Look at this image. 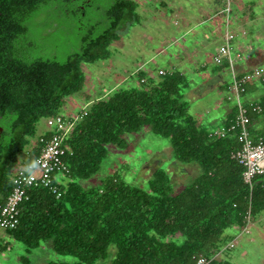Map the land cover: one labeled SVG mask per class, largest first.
Here are the masks:
<instances>
[{
  "label": "trees",
  "instance_id": "16d2710c",
  "mask_svg": "<svg viewBox=\"0 0 264 264\" xmlns=\"http://www.w3.org/2000/svg\"><path fill=\"white\" fill-rule=\"evenodd\" d=\"M91 4L82 15L84 0H0V202L12 191L9 176L35 138L37 123L59 115L65 99L82 90L80 64L107 59L117 33L138 22L130 0ZM81 17L91 22L85 34L78 33L77 51L57 59L44 49L34 50V27L54 32L62 24L75 33L71 28ZM141 87L117 90L91 103L76 122L64 142L68 174L67 183L59 187L60 197L48 188L29 191L20 206L19 225L6 232L26 253L50 241L54 254L75 262L47 264H95L108 258L110 246L116 249L110 264H191L199 257H213L224 231L242 227L248 210L251 218L264 212V175L249 188L242 181V167L230 157L238 148L236 140L210 139L197 127L183 100L186 79L170 73ZM256 104L261 112L249 113V132L254 139H264V97ZM146 127L169 141L178 163L198 167V176L183 191L174 193L163 170L153 173L147 190L118 176L87 189L76 183L99 170L106 145L124 149L123 136ZM39 140L26 161L38 156ZM177 235L179 240L165 241Z\"/></svg>",
  "mask_w": 264,
  "mask_h": 264
},
{
  "label": "rangeland",
  "instance_id": "374dc122",
  "mask_svg": "<svg viewBox=\"0 0 264 264\" xmlns=\"http://www.w3.org/2000/svg\"><path fill=\"white\" fill-rule=\"evenodd\" d=\"M130 1L135 5L138 22L125 25L117 33V39L110 42L107 48L109 52L107 59L95 63L80 64L84 76L83 88L79 93L65 99L59 113L62 117L74 118L78 115L74 113L80 111L82 105L80 102H82L83 98L89 97L97 101L98 97H102L117 83H119L118 86L113 88L109 95L117 90H141L142 87L140 85L136 83V85H132V81L135 82L134 78H132V81L128 79L130 73L136 70V66H140L138 70L145 76H150L151 74L156 76L157 74H154V71L158 70L171 71L172 68H167V65L168 63L174 64L173 61L175 59L172 55L177 46L182 47L188 44L190 47V42L194 41V37L204 38L200 35L205 36L207 40L211 38L217 41L222 40L226 32L233 33L232 30L237 29L236 25L231 23H228V25L226 22H232L233 16L238 15L240 17L241 8L245 9L248 7L247 5L253 6V12L248 14L244 34L239 36L240 41L237 42V39L234 44L241 43L242 48L239 50V53L242 57L252 60L250 62L251 65L259 66L264 71V0H235L234 7L230 6L232 13L228 18L225 13V15H214L213 18H209L211 14L206 16V7L208 5V7L210 5L213 7L210 0ZM177 7L189 14L195 15V18H200L203 23L200 24L199 29H196V27V30H193V34L172 44V41L176 37L171 36L170 32L175 29V22L182 24L180 19L175 18ZM91 14L94 15L92 12ZM223 17L227 18V21ZM90 18L93 17L91 16ZM60 20L63 19L60 18ZM90 22L91 20L81 17L73 23L71 28H75V33L63 28L62 24L58 26L61 29H56L54 32H50L51 30L41 32L36 30L39 27H34L31 30V40L33 41L34 50L44 49V54L46 53L50 58L55 56L57 59H65L66 56L79 49L81 35H78V33L85 34L89 29ZM76 29H78V32H76ZM202 42L201 40H197L194 45L199 47L198 49L206 51L205 45L200 47ZM167 45L170 46L167 47ZM221 45L219 44L218 46ZM193 49L191 48V50ZM178 51L182 53L180 50ZM206 53L207 58L205 60L204 58L199 59L201 62L204 60V63L207 64V69L205 71L193 72L192 74L186 73L184 76L188 88L183 91V100L189 105V115L196 122L197 127L205 131L212 126L209 120L220 116L217 113L219 102L224 105L225 99L227 104L234 105V102L227 100V94L224 91H218L217 87H220L219 84L213 90L209 88L211 78H214L212 56L215 53L214 51H206ZM190 56H192L191 53ZM125 79L127 80L124 81ZM202 81H206V83L203 84ZM199 86H202L201 88L204 89L205 94L199 93L200 88L196 89V93H192L193 89L191 87ZM256 88V92L251 94V96L259 100L264 97V81ZM198 97H201V99L198 100ZM82 103L85 104V102ZM227 104L226 106H228ZM71 110H73V114ZM220 123V121H216L214 124L220 127ZM217 126L213 129L218 128ZM50 131L51 129L46 125L45 119H41L36 125L35 138L30 140L28 146L19 154L18 163L32 149L36 139L48 134ZM122 140L125 142L126 148H119L111 144L106 145L105 150L107 155L101 161L99 170L87 180H75L76 183L87 189L99 186L102 180L107 177L118 176L131 186L147 190L148 181L151 179L153 173L163 170L171 180L174 193L178 194L192 183L199 174L197 166L178 163L173 157L169 141L153 135L148 127L143 128L138 133L126 134ZM63 177L59 175L55 178V181L62 185L67 183V179ZM247 229V235L242 234L241 229L236 227H231L224 231L219 243L218 252L213 256L216 262L225 261L228 264H264V212L255 218H251ZM179 239L180 236L177 235L169 237L165 241H177ZM233 241L236 242L235 247L228 249V245ZM1 247H4V250L0 252V264L75 262V259L72 257L54 254L50 241H42L37 248L26 253V248L22 244L14 241L6 236V234H0ZM115 252V247L110 246L108 258L99 260L95 264H110ZM22 259H25L26 263L22 262Z\"/></svg>",
  "mask_w": 264,
  "mask_h": 264
},
{
  "label": "built area",
  "instance_id": "2783aa9c",
  "mask_svg": "<svg viewBox=\"0 0 264 264\" xmlns=\"http://www.w3.org/2000/svg\"><path fill=\"white\" fill-rule=\"evenodd\" d=\"M223 13L227 18L230 15V0H224ZM227 21V19H226ZM228 24V21L226 22ZM233 33L226 32L223 38V44L219 47L213 58L214 65L225 67L230 73V81L225 88L227 100L234 102V113L231 114L229 121L208 132L210 139H227L234 138L238 148L231 152L230 157L237 165L242 167V181L249 188L252 187L253 180L256 177L264 175V139H254L249 132V113H260L261 109L256 103H245L243 97L246 94L248 85L254 81H264L263 69L254 68L251 71L237 73L235 69L238 56L234 53ZM167 73L160 71L159 76H165ZM140 83H144L143 80ZM88 106H85L74 118H64L57 115L45 119L46 125L51 129L48 136L40 137L39 143L42 147L39 149L38 156L32 160L26 161L28 157L25 154L23 159L18 163L14 172L10 174L9 180L12 187L10 194L0 202V234H6L14 230L19 225L20 206L28 199V192L38 188H48L60 197V186L55 181L59 175L67 179L68 171L64 164L68 149L64 147V142L72 131L74 125L82 117L86 116ZM250 210L247 211L243 218V226L240 228L242 234L247 235V226L250 223ZM235 241L228 245V249L235 247ZM222 264L216 262L214 257H199L191 264Z\"/></svg>",
  "mask_w": 264,
  "mask_h": 264
},
{
  "label": "crops",
  "instance_id": "0c3cea01",
  "mask_svg": "<svg viewBox=\"0 0 264 264\" xmlns=\"http://www.w3.org/2000/svg\"><path fill=\"white\" fill-rule=\"evenodd\" d=\"M212 2V5L213 7H206V16L208 14H211V16L209 18H213L214 15H225L222 10L224 9V0H210ZM235 3V0H230V6H233V4ZM248 6V7H247ZM245 9H242L240 10L241 12V15L240 17L238 15L236 16H233V21L230 22L228 21V23L230 24H233V25H236V30L233 29L232 32L235 36L234 40H233V49H234V52L235 54L238 56V60L236 61V64H235V69L237 71V73H244V72H248V71H251L253 70L254 68H257L259 66H256V65H251L250 62H252V60H248V59H244L242 57V55L239 53V50L242 48V44L241 43H237V44H234V42L238 39L237 42L240 41L239 39V36L244 34V28L246 27V22L248 21V14H251L253 11L252 9V5H247ZM234 7V6H233ZM249 10V11H248ZM232 12H230L231 14ZM195 15H192V14H189L188 12H185L184 10H182L181 8H178L177 7V10L175 12V18L177 19H180V21H182V24H179L177 22H175V29L172 30L170 32L171 36L173 37H176V39L174 41H172V44L180 41L182 38H187L189 35L193 34V30L196 28V29H199L200 27V24L203 23V21H201L200 18H195L194 17ZM226 17V16H225ZM223 17L225 20L227 18ZM208 18V19H209ZM207 19V20H208ZM177 23V24H176ZM228 24V25H229ZM227 25V24H226ZM195 29V30H196ZM205 32V31H204ZM204 38H200V37H194L193 38V42H190L191 45L189 47L188 44H185L184 46L180 47V46H177L174 50V54L172 55V57L175 59V61H173L174 64H171V63H168L167 65V68H172L171 71H164V70H158V71H154V74H157L156 76H154L153 74H151L150 76H145L142 72H140L138 70V68H140V66H136V70L133 72L130 73V76L128 79H130L132 81V78L135 79V82L132 81V85H134L135 83L138 84V85H142L143 83H140L141 80L145 82H147L148 79H152V80H158L159 79V72L160 71H163L167 74H170V73H179L181 74L184 78H185V74L186 73H189V74H192L193 72H197V71H205L207 69V64L204 63V60L207 58L206 56V51L207 52H212L214 51V55L212 56V63H213V58L214 56L216 55V52L217 50L219 49L220 46H218L219 44H223V38L222 40L220 41H217L213 38H211L210 40H207V38L203 35H200ZM168 40V39H167ZM171 40V39H170ZM197 40H201L203 41L200 45L203 46L205 45L206 46V51L202 50V49H198L199 47L195 46V42H197ZM236 43V42H235ZM171 45V43H170ZM170 45H167L170 46ZM235 45V47H234ZM166 47V48H167ZM191 48H194L193 50H191ZM197 49V50H195ZM164 50V49H163ZM180 50L182 53H179ZM190 53L192 56H190ZM186 54V55H185ZM199 58H204V60L201 62ZM214 65V63H213ZM180 71V72H178ZM214 78H211L210 80V89H214L218 86V84L220 85V87H217L218 91L219 92H225V88L227 87L229 81H230V73L229 71L225 68V67H218L216 65H214ZM127 79H125L124 81H126ZM202 83H206V81H202ZM119 83H117L116 85L113 86V88L117 87ZM135 84V85H136ZM202 84V85H203ZM259 85H261V82L259 81H254L252 83H250L247 87V93L244 95L243 97V101L245 103H256L258 102L259 100L257 99H254V97L251 96V94L255 93L257 88ZM129 88H132L130 86H128ZM202 86H199V87H191L193 89V92L192 93H196V89L197 88H200V91L199 93L200 94H205V91L203 88H201ZM113 88L111 90H113ZM111 90L107 91V93H105L102 97H98L97 99H102V98H106ZM190 91V90H189ZM198 92V91H197ZM100 96V95H99ZM200 100L201 97H198ZM96 99H90L89 97H86V98H83V100H81L82 102H85V104H83L82 102H80L82 105H81V108H80V111L87 105H90L91 103H93V101H95ZM224 105H222V103H218V110H217V113L220 115L218 117H213L212 119L209 120L210 124H212V126L208 129H206L207 131L208 130H211L213 128H215L217 125H215L214 123L216 121H220V125L219 126H222L224 124H226L228 121H229V117L230 115L232 114V110L234 109V105L233 104H230L229 103L227 104L226 100L224 99ZM226 104L228 106H226ZM72 111V114H73V110ZM80 111L78 113H80ZM78 113H74L75 115L78 114ZM218 127V126H217ZM7 236V235H6ZM225 261H222L221 263H224Z\"/></svg>",
  "mask_w": 264,
  "mask_h": 264
},
{
  "label": "flooded vegetation",
  "instance_id": "af4514ba",
  "mask_svg": "<svg viewBox=\"0 0 264 264\" xmlns=\"http://www.w3.org/2000/svg\"><path fill=\"white\" fill-rule=\"evenodd\" d=\"M92 0H84V6H81L80 9L82 11V15H84V9L85 7H89L91 8L92 4H91Z\"/></svg>",
  "mask_w": 264,
  "mask_h": 264
},
{
  "label": "water",
  "instance_id": "95a60500",
  "mask_svg": "<svg viewBox=\"0 0 264 264\" xmlns=\"http://www.w3.org/2000/svg\"><path fill=\"white\" fill-rule=\"evenodd\" d=\"M1 131H2V129H0V136H1Z\"/></svg>",
  "mask_w": 264,
  "mask_h": 264
}]
</instances>
